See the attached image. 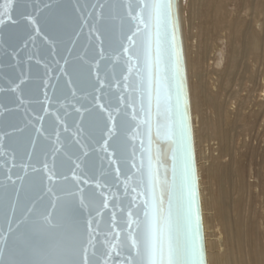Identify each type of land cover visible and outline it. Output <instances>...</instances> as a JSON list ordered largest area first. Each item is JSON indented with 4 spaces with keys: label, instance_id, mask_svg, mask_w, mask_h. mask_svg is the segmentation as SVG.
<instances>
[{
    "label": "snow or ice",
    "instance_id": "snow-or-ice-1",
    "mask_svg": "<svg viewBox=\"0 0 264 264\" xmlns=\"http://www.w3.org/2000/svg\"><path fill=\"white\" fill-rule=\"evenodd\" d=\"M10 8L11 0L5 13ZM44 9L48 12L37 9L39 19L29 21L28 38L35 44L41 36L53 58L59 48L63 65L60 60L55 69L43 65V101L25 99L21 85L27 73L0 87V93H16V108L0 109V148L22 161L28 158L21 164L24 174H17L19 185L11 175L0 181V264H96L89 249L109 200L111 224L104 227L119 240L122 264H204L172 0H49ZM117 17L118 39L112 25ZM85 29L87 43L79 52L75 46ZM0 55L15 59L7 50ZM102 61L119 64L120 76L111 82L101 76ZM53 70L61 74L55 82ZM39 86L27 89L28 95ZM58 97L81 105L73 104L80 119L71 136L59 131V109L50 111ZM30 102L41 106L31 115L24 109L22 126L5 119V112ZM68 132L65 125L63 133ZM161 141L168 146L170 166L163 163ZM85 185L101 191L86 195Z\"/></svg>",
    "mask_w": 264,
    "mask_h": 264
},
{
    "label": "rangeland",
    "instance_id": "rangeland-1",
    "mask_svg": "<svg viewBox=\"0 0 264 264\" xmlns=\"http://www.w3.org/2000/svg\"><path fill=\"white\" fill-rule=\"evenodd\" d=\"M186 2L181 3L184 5L183 16L186 18L188 12L189 18L191 2L185 5ZM212 3V0H207L202 4L200 13L190 23V28L185 23L187 54L182 40L199 194L200 183L206 199L216 193L217 185L210 177L209 168L218 169L225 163H230L233 170L240 168L245 188L243 213L254 229V237L264 247V74L254 85L243 82V67L239 66L231 82L220 83L219 73L230 64L231 48L237 43L241 48L237 39L232 37L235 33L233 26L240 21L241 24L247 23L249 18L246 15L249 12L244 10V13H238L242 7L240 0H221L215 12ZM256 5L259 8L264 5V1ZM262 19L263 16H260L259 20ZM258 25L259 22L255 27L256 31L259 29ZM250 61H246L250 72L256 75V67L260 63L255 66ZM213 103L222 109L221 126L233 136L231 157L220 154V143L213 135V130L216 131L218 126ZM258 105H262V110H258ZM201 127L206 128L207 138L200 133ZM256 132L259 133L257 137ZM200 205L202 213L201 197ZM204 222L208 228L209 244L206 246L205 242L208 264L207 250L210 253L213 242L220 239L221 245H216L215 248L218 253H222L227 245L213 209L207 211L205 216L202 215L203 230ZM204 239L206 240L205 231Z\"/></svg>",
    "mask_w": 264,
    "mask_h": 264
},
{
    "label": "water",
    "instance_id": "water-1",
    "mask_svg": "<svg viewBox=\"0 0 264 264\" xmlns=\"http://www.w3.org/2000/svg\"><path fill=\"white\" fill-rule=\"evenodd\" d=\"M177 1L172 0L174 7V19H175V31L177 36V41L181 50V61L184 69V77H185V92L188 104V116H189V126H190V135H191V143H192V152H193V164L195 170L196 177V186H197V201L199 207V231H200V240L203 251V259L204 264L206 263V251H205V239H204V230L202 223V213H201V205H200V194L198 188V179L196 172V161H195V153H194V143H193V133H192V122L190 115V105H189V94L187 88L186 81V73H185V63H184V54L182 47V39L180 33V25L178 19L177 12ZM10 0H0V15H3L4 23L0 25V51L7 50L9 53L15 54V59L12 55H0V87H6V80L16 79L19 82L18 77L21 73H27V79L24 85H21V89L24 90L25 99L27 101H43L44 99V89L43 84L40 81L44 78L43 74L45 68L43 65L49 64L52 69H55V60H60L61 65H63V60L61 59L60 49H57V55L53 58L51 54V48L44 43V40L41 36L36 37V43L33 44L32 40L28 38V28L30 26L29 21L31 19L38 20L37 9H42L41 15L48 12V9H44V4L48 3L49 0H11V8L8 9L7 13H5L6 7L9 5ZM126 2V0H123ZM55 8L56 5L53 4ZM10 17V18H9ZM113 25V33L114 36L118 39L120 35V19L117 17L112 21ZM87 43V29H85L84 37L80 38L75 46V50L79 52L84 51L83 45ZM71 46V45H69ZM47 50V52H45ZM63 55H67L66 52ZM29 56L32 59H29ZM39 60L38 64L36 61ZM121 71V66L119 64H113L111 61H102L100 74L101 76L107 74L109 81L111 82L113 77H119ZM52 76L53 82H55V78L57 75H61L56 71H52L50 73ZM61 79H66V77L61 76ZM37 84H40L38 90L35 95H28L27 89L36 87ZM113 91H115V86L113 85ZM49 93L51 95V89H49ZM84 93H78V95H83ZM16 93L6 92L0 93V109L3 108H16L15 102ZM75 101H66L64 97H58L55 101V107L50 108V111H56L59 109V115L61 117V124L59 126V131L64 135L71 136L73 134L75 128V121L80 119V114L76 113L73 104ZM114 106L118 104V99L114 100ZM63 105V107H61ZM40 104L30 102L26 103L21 107L19 111L13 112H5L4 117L11 124L22 126L25 117L26 108L28 114L31 115L34 110L40 108ZM79 103H75V107H80ZM44 107H48L47 104ZM44 113H41L43 115ZM86 115V114H85ZM55 119V117H51ZM40 125V122H37V126ZM67 125L69 127L68 133H63V128ZM47 127V125H44ZM11 130V129H9ZM55 137L53 136V139ZM131 145V141L129 142ZM137 147L139 146V140H136ZM159 146L162 149L163 155V163L170 166V152L168 151V146L165 142H159ZM30 147V146H29ZM129 153H131V147H129ZM27 156L25 155L23 161L11 151H6L3 148H0V181H5L6 177L11 175L13 180L16 181L17 185L21 183L19 179H17V174L23 175L24 169L21 167L22 163H27ZM15 161V166L14 162ZM139 161H137L138 163ZM107 167V165H105ZM97 177H100V172L96 173ZM101 178V183H103V178ZM11 183V181H7ZM112 184V190L116 191L115 183L110 181ZM86 189L85 194L88 192H100V188H96L94 185L92 187L84 186ZM103 191L105 194L108 192V187L105 186ZM121 196H123L122 186L120 191ZM127 203V201H123ZM111 205L112 201L109 200V209L104 210L101 209V215L97 217V219L101 223V232L96 237L94 248H90L89 251L95 252V255L92 257L96 264H105V261L110 262V264H122L125 259V254H122L121 248L119 247V240L112 239V233L104 227L105 222L111 224ZM95 215V214H94ZM3 228L6 230L7 224L3 225ZM118 230V229H117ZM113 245H117V247H113Z\"/></svg>",
    "mask_w": 264,
    "mask_h": 264
},
{
    "label": "bare ground",
    "instance_id": "bare-ground-1",
    "mask_svg": "<svg viewBox=\"0 0 264 264\" xmlns=\"http://www.w3.org/2000/svg\"><path fill=\"white\" fill-rule=\"evenodd\" d=\"M212 1L213 12H215L217 6L220 5L221 0ZM261 1L264 0H240V4L242 5V7L240 8V11L238 13L242 14L244 13V10L248 11L249 15L246 16L249 19L247 23L245 22L244 24H241L240 21L233 26V31L235 33L232 34V37H235L237 39V41L241 45V48L238 47V43V46L233 45V48H231V51L229 52L230 64H228L227 67L221 73H219L220 83L224 84L225 82H231L233 80L234 73L237 71L239 66L243 67V76L241 79L243 82L247 81L254 85L256 84V81H258V78H260V76H263L264 5L259 6V8L256 5ZM185 2L186 0L177 1V12L178 19L180 16L179 25L182 33L184 51L186 53L188 45L186 46V36L184 30L185 23L187 22L186 25L189 28L191 27L190 23L196 17H198L202 4L207 2V0H187L185 5H188L191 2V7L189 9V18L187 17V11V14L185 15L186 18L183 16L184 9L182 7H184V5H182L181 3ZM260 16H263L262 20H259ZM243 18H240V20H242ZM256 22H259V29L257 31L255 29V27L257 26ZM249 60H251L255 66L260 63V66L256 67L258 68L256 75L251 74L250 72V68L247 65V62ZM259 68H262V70L260 71ZM202 96H204L203 93ZM242 105L243 108H245L244 102H242ZM213 106L218 123L217 129L219 128L218 130L216 129V131L213 130V135H215L220 143V154L222 156L231 157L233 152V136L230 131L224 129L221 126L223 115L222 109L215 103H213ZM241 107L242 106H240V108ZM261 107L262 105H258V110L261 109ZM200 133L204 138H207V136H205L207 134L206 128L201 127ZM258 134L259 133L256 132V137L258 136ZM209 172L210 177H212V179H214L216 182L217 190L215 194H212V197L206 199V195L203 194L200 183L202 215L205 216L206 212L212 209L215 211L217 222L222 228L227 246L222 253H218L216 252L215 248L217 247L216 245H221L220 239H218L217 242L214 241L211 245V251L213 250V253L211 251L209 253L207 250V261L209 262L208 264H210L211 262L214 264H264V247L259 242V240L254 237V229L251 226L250 222L245 218L243 213L245 204V188L240 168L233 170L230 163H225L218 169L209 168ZM204 231L206 238L205 242L207 246V243L209 244V239L207 240L208 228L206 222H204Z\"/></svg>",
    "mask_w": 264,
    "mask_h": 264
}]
</instances>
